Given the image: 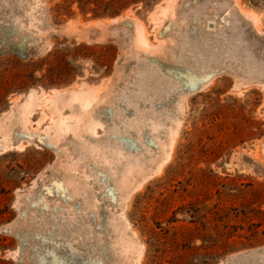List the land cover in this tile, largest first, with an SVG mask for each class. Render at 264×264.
Returning a JSON list of instances; mask_svg holds the SVG:
<instances>
[{
    "label": "rangeland",
    "instance_id": "1",
    "mask_svg": "<svg viewBox=\"0 0 264 264\" xmlns=\"http://www.w3.org/2000/svg\"><path fill=\"white\" fill-rule=\"evenodd\" d=\"M133 1L0 0V264H264V0Z\"/></svg>",
    "mask_w": 264,
    "mask_h": 264
},
{
    "label": "trees",
    "instance_id": "2",
    "mask_svg": "<svg viewBox=\"0 0 264 264\" xmlns=\"http://www.w3.org/2000/svg\"><path fill=\"white\" fill-rule=\"evenodd\" d=\"M77 2L79 8L83 11H90L95 17L115 16L121 9L126 8L133 0H61L57 4L59 12L64 10L70 12V6ZM92 4V5H91Z\"/></svg>",
    "mask_w": 264,
    "mask_h": 264
},
{
    "label": "bare ground",
    "instance_id": "3",
    "mask_svg": "<svg viewBox=\"0 0 264 264\" xmlns=\"http://www.w3.org/2000/svg\"><path fill=\"white\" fill-rule=\"evenodd\" d=\"M89 101V97L84 98V102L87 103Z\"/></svg>",
    "mask_w": 264,
    "mask_h": 264
}]
</instances>
